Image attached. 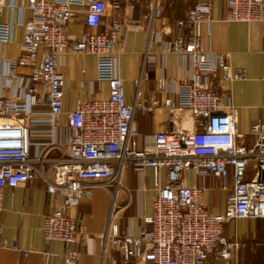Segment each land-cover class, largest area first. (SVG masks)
Returning a JSON list of instances; mask_svg holds the SVG:
<instances>
[{
  "label": "built area",
  "instance_id": "2783aa9c",
  "mask_svg": "<svg viewBox=\"0 0 264 264\" xmlns=\"http://www.w3.org/2000/svg\"><path fill=\"white\" fill-rule=\"evenodd\" d=\"M5 1L0 0V6ZM110 1L10 0L11 6L29 9L32 15L22 23L23 55L8 62L9 72L24 66L30 75L24 84L25 101L0 94V212L6 188L39 177L51 194L64 198L63 205L45 217V240L74 245L80 225L73 210L88 193L85 181L119 184L120 171L131 161L136 170L154 169L157 193L140 234H123L117 223H111L109 240L120 249L121 264H212L211 258L229 261L240 243L226 239L225 224L264 218V123L257 121L251 126L254 144L240 142L238 108L214 87L215 79H241L245 71L234 70L228 54L216 52L211 57L204 49L203 23L212 22V6L197 2L178 22L184 33L168 41L164 49L187 56L190 75L159 79L160 90L170 94L164 106L179 112L190 109L196 129L173 127L139 133L136 110L152 112L158 101L130 104L127 100L118 50L124 24L113 19L105 25ZM156 3L152 0L155 15L160 16ZM226 3L228 21L264 22V0ZM81 17L87 29L70 45L69 25ZM15 28L14 22H0V45L14 40ZM69 49L97 57L98 79L108 84L109 96L84 99L75 111L66 113L67 81L59 66ZM157 59L156 54H145L142 78H149ZM85 86L81 82V87ZM64 115L66 120L61 122ZM54 151L58 153L53 155ZM251 160L255 172L248 177ZM162 169L167 170L166 183L160 179ZM190 171L221 178L222 188L229 192L224 213L206 207L202 188L187 183ZM4 226L0 219V248L7 247L2 240ZM12 248L19 249L16 244ZM80 256V249L71 247L59 254V263L79 264Z\"/></svg>",
  "mask_w": 264,
  "mask_h": 264
},
{
  "label": "crops",
  "instance_id": "0c3cea01",
  "mask_svg": "<svg viewBox=\"0 0 264 264\" xmlns=\"http://www.w3.org/2000/svg\"><path fill=\"white\" fill-rule=\"evenodd\" d=\"M210 2L211 23H203V46L212 57L216 52L228 54L234 70L244 69L241 79H215L214 87L229 96L238 108V140L246 145L254 144L251 134L254 122L264 123V22L228 21L226 0H157L161 15H155L152 0H115L109 2L105 25L113 19L120 20L123 33L118 37L121 57V74L130 104H144L156 100L152 112L136 110L139 133L166 131L170 128L196 129L190 109L179 112L164 106L170 96L160 90L159 79L188 78L189 58L182 54L164 51L167 42L184 33L178 22L185 19L197 2ZM26 0H20V3ZM32 15L29 9L13 7L10 0L0 6V22L16 23L14 40L0 45V94L6 98L25 101L24 84L30 69L18 66L9 72L8 62L23 55L22 43L25 28L22 24ZM87 25L84 18L69 25L70 45L79 39ZM161 34V36H160ZM158 56L157 63L148 79L142 78L145 54ZM60 70L65 75L67 86L64 94V111H75L84 99L108 98L109 86L98 79L97 57L81 55L68 50L60 61ZM140 84L137 80L141 79ZM85 82V88L81 87ZM138 92L141 96H138ZM23 95V97H21ZM177 101V97L173 96ZM14 121L11 117L2 118ZM65 115L61 122L65 121ZM58 152L54 151L53 155ZM117 168L118 164L114 162ZM253 174L248 172V177ZM160 179L167 182V170L160 171ZM187 183L201 187L206 207L213 213H224L229 192L222 188L221 178L216 175L201 176L190 171ZM155 171L151 167L136 170L133 162L127 161L120 171L119 184L115 181L86 180L88 193L73 213L77 216L80 230L78 241L69 246L62 241L47 242L44 234L45 217L63 205L61 195L48 191L47 183L35 177L18 187L5 190L0 219L4 222L2 240L6 248H0V264H60L59 254L69 248L80 249L79 264H121L119 248L109 240L111 223H117L121 233L138 235L145 227L144 217L152 213L156 196ZM224 236L228 241H237L240 247L229 260L211 258L212 264H264V218H244L225 224ZM16 244L19 249L12 246ZM31 250L28 255L25 252Z\"/></svg>",
  "mask_w": 264,
  "mask_h": 264
},
{
  "label": "rangeland",
  "instance_id": "374dc122",
  "mask_svg": "<svg viewBox=\"0 0 264 264\" xmlns=\"http://www.w3.org/2000/svg\"><path fill=\"white\" fill-rule=\"evenodd\" d=\"M251 161H252V165L250 166L249 170H250V174H254V172H255L254 161L253 160H251ZM249 170H248V172H249Z\"/></svg>",
  "mask_w": 264,
  "mask_h": 264
}]
</instances>
